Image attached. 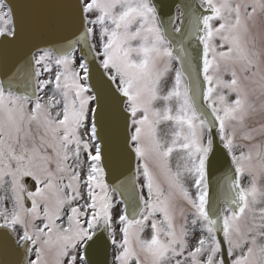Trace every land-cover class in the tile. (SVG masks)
I'll return each instance as SVG.
<instances>
[{
  "label": "snow or ice",
  "instance_id": "6c2138e0",
  "mask_svg": "<svg viewBox=\"0 0 264 264\" xmlns=\"http://www.w3.org/2000/svg\"><path fill=\"white\" fill-rule=\"evenodd\" d=\"M0 264H264V0H0Z\"/></svg>",
  "mask_w": 264,
  "mask_h": 264
},
{
  "label": "water",
  "instance_id": "95a60500",
  "mask_svg": "<svg viewBox=\"0 0 264 264\" xmlns=\"http://www.w3.org/2000/svg\"><path fill=\"white\" fill-rule=\"evenodd\" d=\"M188 2L189 0H161V3L164 5L183 4V3H188ZM172 11H173V14H175L174 8L172 9ZM217 167L220 168V171L216 172L215 177H219L221 175V172L223 171L222 162L218 164Z\"/></svg>",
  "mask_w": 264,
  "mask_h": 264
},
{
  "label": "rangeland",
  "instance_id": "374dc122",
  "mask_svg": "<svg viewBox=\"0 0 264 264\" xmlns=\"http://www.w3.org/2000/svg\"><path fill=\"white\" fill-rule=\"evenodd\" d=\"M116 199H119V197L117 196ZM120 207H122V205Z\"/></svg>",
  "mask_w": 264,
  "mask_h": 264
}]
</instances>
